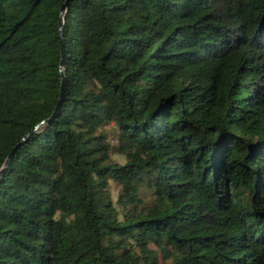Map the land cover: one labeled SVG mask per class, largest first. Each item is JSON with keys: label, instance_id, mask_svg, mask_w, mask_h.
<instances>
[{"label": "trees", "instance_id": "obj_1", "mask_svg": "<svg viewBox=\"0 0 264 264\" xmlns=\"http://www.w3.org/2000/svg\"><path fill=\"white\" fill-rule=\"evenodd\" d=\"M63 1L0 0V168L54 109ZM63 39L0 264H264V0H69Z\"/></svg>", "mask_w": 264, "mask_h": 264}, {"label": "water", "instance_id": "obj_2", "mask_svg": "<svg viewBox=\"0 0 264 264\" xmlns=\"http://www.w3.org/2000/svg\"><path fill=\"white\" fill-rule=\"evenodd\" d=\"M69 0H64L60 6L59 9V19H58V31H59V41H60V51H61V58H60V63H59V74H60V89H59V94L54 106V109L52 111V113L44 120H41L40 122L36 123L34 125L33 128H31L28 132H26L21 139L13 146V148L10 150V152L8 153L6 159L4 160V163L2 165V167L0 168V175L4 169V167L9 163V160L12 156V154L14 153V151L16 150V148L22 143L24 142L27 137H29V135L36 129H38L41 124H43L44 122H51L60 112V106H61V102L64 99L65 96V75H64V71H63V65H64V60H65V51H64V39H63V17H64V12L66 10V6L68 4Z\"/></svg>", "mask_w": 264, "mask_h": 264}, {"label": "rangeland", "instance_id": "obj_3", "mask_svg": "<svg viewBox=\"0 0 264 264\" xmlns=\"http://www.w3.org/2000/svg\"><path fill=\"white\" fill-rule=\"evenodd\" d=\"M107 132H108V137L111 141L115 140V134L117 132L116 130V126L114 123L110 122L107 125H105L103 127ZM111 156L116 159L119 162H123L124 161V157L121 154L118 153H112ZM117 189H118V185L112 181L111 183V194L112 197L115 199L116 198V194H117Z\"/></svg>", "mask_w": 264, "mask_h": 264}]
</instances>
